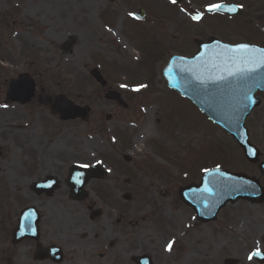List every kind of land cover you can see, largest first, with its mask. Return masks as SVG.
<instances>
[{
	"label": "rangeland",
	"instance_id": "rangeland-1",
	"mask_svg": "<svg viewBox=\"0 0 264 264\" xmlns=\"http://www.w3.org/2000/svg\"><path fill=\"white\" fill-rule=\"evenodd\" d=\"M167 1L0 0V105H7L0 107V163L29 161L31 154L26 153L37 145L66 146L70 155L103 167L102 184L132 197L128 253L118 244L102 260L89 249L87 239L74 240L63 264H135L130 256L144 254L153 264H209L210 254L215 258L228 254L216 249L220 241L216 225L197 222L177 190L199 183L204 169L223 167L230 139L170 92L161 71L169 55L195 50L193 40L205 35L206 23L215 34L222 32L217 24L221 21L213 16L191 20L190 15L203 5L242 4L244 14L230 22L245 23L236 25L238 32L229 34L228 41L264 43V0H183L175 6ZM140 8L147 15L145 24L130 18ZM117 25L118 37L111 32ZM121 40L131 44L133 58L127 57ZM93 67L107 81L105 88L89 76ZM24 75L35 79L38 91L45 87L52 95L69 94L77 104L89 106V123L78 119L61 123L36 108L35 101L29 108L6 103L7 81ZM141 84L147 87L133 90ZM106 90L118 92L127 107L106 100ZM263 109L254 111L252 120ZM106 115L111 119L106 120ZM149 121L153 126L145 130ZM138 136L141 142L135 147ZM161 189L164 196L159 195ZM237 208L229 206L223 212ZM169 242L172 250L166 251ZM2 264H8L6 256ZM9 264L17 262L11 257Z\"/></svg>",
	"mask_w": 264,
	"mask_h": 264
},
{
	"label": "flooded vegetation",
	"instance_id": "flooded-vegetation-1",
	"mask_svg": "<svg viewBox=\"0 0 264 264\" xmlns=\"http://www.w3.org/2000/svg\"><path fill=\"white\" fill-rule=\"evenodd\" d=\"M224 17L215 14V19L221 21L217 24L222 32L215 34L207 24L205 35L196 39L204 37L206 40L214 35L228 42L227 36L238 32L239 26L228 23ZM243 41L264 44L250 39ZM263 106L264 99L253 112ZM35 107L47 111L46 107ZM253 116L252 113L248 117L246 125L250 143L259 150L258 161L249 162L230 138L226 166L256 180L264 190V168H261L264 163V109L254 120ZM26 154H31L29 161L0 163V264L4 256L8 264L11 257L17 264H36L38 261L63 264L66 249L74 240L87 239L89 249H94L97 258L102 260L118 244L127 253L130 251L128 224L132 227L133 223L132 219L129 223L127 220L128 214L132 216L133 204L132 197H127L128 192L102 184L104 175L102 178L92 177L93 172L72 175L74 166L89 163L85 161L86 157L70 155L66 146L37 145ZM230 206L238 208L229 213L222 210L214 222L207 223L215 224L220 232L216 249L228 251L227 256L221 258L210 254L209 264H264V203L238 200ZM26 208H30L32 218L38 216V234L36 238H20L13 242L12 232L18 227L21 213ZM6 242L10 246L7 247ZM257 250L261 255L249 260V255ZM132 258L131 255L133 262Z\"/></svg>",
	"mask_w": 264,
	"mask_h": 264
},
{
	"label": "water",
	"instance_id": "water-1",
	"mask_svg": "<svg viewBox=\"0 0 264 264\" xmlns=\"http://www.w3.org/2000/svg\"><path fill=\"white\" fill-rule=\"evenodd\" d=\"M136 16L144 18L143 11L140 10ZM197 43L199 51L192 58L172 57L163 71V77L169 88L190 99L209 119L225 129L239 143L249 160L255 161V151L247 141L243 123L250 110L259 104L254 93L257 90L264 92V67L254 72L229 76L228 70L235 71L236 67H245L238 62V58L244 53L231 51L236 46H228L213 38L207 44H201L199 41ZM250 48L264 49L254 46ZM250 54L259 56L256 52ZM230 58H235L236 63L230 62ZM90 75L100 85H105L96 69H92ZM34 90L35 83L30 78L10 80L6 97L10 101L25 104L33 97ZM105 98L115 99L125 106L113 91L107 92ZM38 101L48 106L51 114L57 115L61 120H89V107L77 106L63 94L56 95L53 103L47 95H40ZM243 185L242 175L230 174L216 168L204 172L199 185L180 188L178 193L180 199L194 209L196 217L202 222H207L215 218L226 202L247 197ZM263 198L258 201H263ZM25 225H28V229L33 226L31 223ZM33 233L36 234L35 228L14 233V236H32ZM134 260L139 264H151L147 256L135 257Z\"/></svg>",
	"mask_w": 264,
	"mask_h": 264
},
{
	"label": "snow or ice",
	"instance_id": "snow-or-ice-1",
	"mask_svg": "<svg viewBox=\"0 0 264 264\" xmlns=\"http://www.w3.org/2000/svg\"><path fill=\"white\" fill-rule=\"evenodd\" d=\"M170 2L172 4H176L178 2V0H170ZM238 8H243V5L241 4V5L227 6V5L221 4V3H211V4H208L205 6V9L203 12H197L195 15H192L191 19L193 21L199 22L203 19L205 12L218 14L223 10V11L234 13L237 11ZM181 11H185V10L181 9ZM225 47L227 48V46H225ZM231 51L244 53V55H242L241 57L238 58V62H239V64H242L245 67H236L235 71L228 70L229 76L242 75L245 72H254L257 69L264 67V49H251L249 45L242 44V45L236 46L234 49H231ZM251 52L259 53V56L251 55L250 54ZM230 62L235 64L236 59L230 58ZM121 87H127V86L121 85ZM146 87H147L146 84H141V85H138L133 90L139 92L141 89H144ZM248 99L250 100L251 97H248ZM0 107H7V105H0ZM97 163H100V161H97ZM80 166L81 167H89L90 165L82 164ZM204 171L208 172L209 170L204 169ZM205 191H207V189H205ZM172 243L173 242H169V244L166 248V251L172 250ZM259 255H261V253L259 250H257L254 253H251L248 258H249V260H251L253 258V256H259Z\"/></svg>",
	"mask_w": 264,
	"mask_h": 264
},
{
	"label": "bare ground",
	"instance_id": "bare-ground-1",
	"mask_svg": "<svg viewBox=\"0 0 264 264\" xmlns=\"http://www.w3.org/2000/svg\"><path fill=\"white\" fill-rule=\"evenodd\" d=\"M55 4L56 5H61V2H59V1H55ZM120 30H121V28H120V26L119 25H117L116 26V28H112L111 29V32H112V34H114V35H116L117 37L119 36V34H120ZM121 45L125 48V50L127 51V57L128 58H133V51L130 49V47H131V44H129V42H127V41H125V40H121ZM136 53V52H135ZM153 112V111H152ZM150 113H151V110H150ZM153 126V124L149 121L147 124H146V127L144 128L145 130H147V129H150L151 127ZM134 142H135V144H134V146L136 147V146H138V144L141 142V137H136L135 139H134Z\"/></svg>",
	"mask_w": 264,
	"mask_h": 264
}]
</instances>
